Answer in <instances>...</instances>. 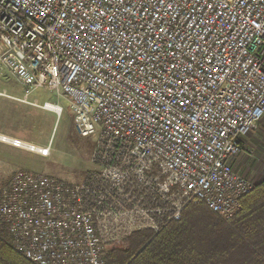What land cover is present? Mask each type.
I'll use <instances>...</instances> for the list:
<instances>
[{
	"label": "built area",
	"instance_id": "built-area-1",
	"mask_svg": "<svg viewBox=\"0 0 264 264\" xmlns=\"http://www.w3.org/2000/svg\"><path fill=\"white\" fill-rule=\"evenodd\" d=\"M0 75L23 88L0 96L60 117L31 100L48 89L96 139L83 181L19 169L1 191L0 223L36 264H107L191 204L232 218L257 184L231 159L264 119V0H0Z\"/></svg>",
	"mask_w": 264,
	"mask_h": 264
},
{
	"label": "trees",
	"instance_id": "trees-1",
	"mask_svg": "<svg viewBox=\"0 0 264 264\" xmlns=\"http://www.w3.org/2000/svg\"><path fill=\"white\" fill-rule=\"evenodd\" d=\"M127 241V249L106 251L107 264H264V180L242 198L230 219L203 203L191 204L160 233L138 231ZM0 264H36L15 248L2 223Z\"/></svg>",
	"mask_w": 264,
	"mask_h": 264
},
{
	"label": "rangeland",
	"instance_id": "rangeland-1",
	"mask_svg": "<svg viewBox=\"0 0 264 264\" xmlns=\"http://www.w3.org/2000/svg\"><path fill=\"white\" fill-rule=\"evenodd\" d=\"M0 90H7L15 96H23L22 86L11 75H0ZM31 100H38L40 103L45 101L60 103L64 111L58 117L52 111L5 97L0 100V109L12 108L15 116L19 117L25 134H20V136L40 146L50 144L51 154L42 156L8 144H0V192L9 184L19 169L50 174L67 183H78L83 181L95 168L91 160L95 136L84 137L76 132L67 99L59 98L56 93L48 89L39 88L33 92ZM255 136L258 140L257 147H249L251 152L248 153L263 160L264 127L262 122L259 129L255 131ZM253 179L258 183L255 178ZM128 247L129 242L127 241L125 247L119 248L127 249Z\"/></svg>",
	"mask_w": 264,
	"mask_h": 264
},
{
	"label": "crops",
	"instance_id": "crops-1",
	"mask_svg": "<svg viewBox=\"0 0 264 264\" xmlns=\"http://www.w3.org/2000/svg\"><path fill=\"white\" fill-rule=\"evenodd\" d=\"M3 97L12 99L7 96H0V100ZM262 126L264 127V119L262 120ZM0 134L23 139L20 136V134H24L23 128L20 124V119L19 117L15 116L12 108L9 109L8 107H4L0 109ZM257 142L258 140L255 136V132H251L244 136L241 140V144L245 149H243L238 155L231 159V164L234 170L238 173L249 178H255L259 182L264 179V159L262 160L260 158H256V156L249 154L246 150V148L249 147H257ZM0 144L7 145V143L2 142L1 140Z\"/></svg>",
	"mask_w": 264,
	"mask_h": 264
}]
</instances>
